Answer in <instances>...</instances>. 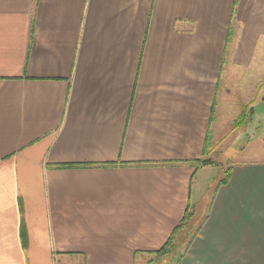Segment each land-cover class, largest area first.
<instances>
[{"label": "crops", "instance_id": "0c3cea01", "mask_svg": "<svg viewBox=\"0 0 264 264\" xmlns=\"http://www.w3.org/2000/svg\"><path fill=\"white\" fill-rule=\"evenodd\" d=\"M234 2L0 0V264H149L171 235L169 264H264V157L192 202L206 137L264 101V0Z\"/></svg>", "mask_w": 264, "mask_h": 264}, {"label": "rangeland", "instance_id": "374dc122", "mask_svg": "<svg viewBox=\"0 0 264 264\" xmlns=\"http://www.w3.org/2000/svg\"><path fill=\"white\" fill-rule=\"evenodd\" d=\"M259 76L263 78L264 73ZM241 93V90H237L238 99ZM248 121L246 127L241 128L239 131L236 129V127L239 126L232 125L231 122H224L225 125L220 132L223 133V137L219 139L216 146L212 137L208 139V146L206 147L204 157L214 161L215 164L207 166L201 171V174L194 179L192 193L193 203L197 202L200 196L199 194L202 193V195H206L210 193L213 184L224 177L225 172H227L232 162H237L240 158L258 159L264 157V101L258 102L254 106L252 117ZM242 150L244 151L243 154H241ZM199 177L203 179L208 186H204L202 189L201 187L198 188L197 181H199ZM197 204L202 205V201ZM156 260L157 261L149 264H169L168 256H160L156 258Z\"/></svg>", "mask_w": 264, "mask_h": 264}, {"label": "trees", "instance_id": "16d2710c", "mask_svg": "<svg viewBox=\"0 0 264 264\" xmlns=\"http://www.w3.org/2000/svg\"><path fill=\"white\" fill-rule=\"evenodd\" d=\"M236 2H237V0H235L234 5L236 4ZM227 41H228V38H227ZM252 114H253V108L252 107H248V105L244 106L243 110L239 113V115L235 119L234 125L235 126H243L244 124H246V122L248 120H250V118L252 117ZM207 146H208V137H206V139H205L201 158L193 161L195 163V165H196V168H198L200 166L215 164L214 161L210 160L209 158H205L204 157V155L206 153V147ZM64 166H66V165H64ZM229 174H230V168L227 169V172H225L224 177L219 181V183L221 184V183L227 182ZM189 215H190L189 212H187L185 214V216L183 217L181 223L176 227L175 231L179 227H182L186 223V221L189 219ZM173 237L171 235V237H169V239L165 242V244L159 250L156 251V255L158 257H160V256L161 257H165V256L169 255L172 252V248L175 246L174 245V241L172 240Z\"/></svg>", "mask_w": 264, "mask_h": 264}]
</instances>
